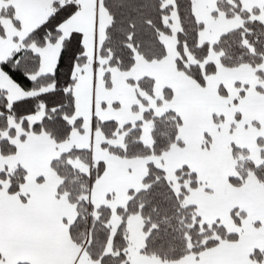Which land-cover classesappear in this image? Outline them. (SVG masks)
Wrapping results in <instances>:
<instances>
[{"label":"snow or ice","instance_id":"snow-or-ice-1","mask_svg":"<svg viewBox=\"0 0 264 264\" xmlns=\"http://www.w3.org/2000/svg\"><path fill=\"white\" fill-rule=\"evenodd\" d=\"M0 264H264V0H0Z\"/></svg>","mask_w":264,"mask_h":264}]
</instances>
